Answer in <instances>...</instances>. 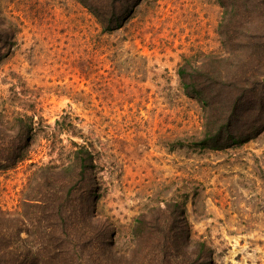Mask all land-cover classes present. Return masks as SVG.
Returning a JSON list of instances; mask_svg holds the SVG:
<instances>
[{
    "label": "rangeland",
    "instance_id": "374dc122",
    "mask_svg": "<svg viewBox=\"0 0 264 264\" xmlns=\"http://www.w3.org/2000/svg\"><path fill=\"white\" fill-rule=\"evenodd\" d=\"M17 44L0 63V112L34 115L30 160L0 170V207L17 209L37 163H66L71 141L93 153L97 216L127 249L133 219L185 198L194 239L214 264H264V130L222 149L179 146L202 131L183 92V57L222 50L217 0H140L102 31L77 0H10Z\"/></svg>",
    "mask_w": 264,
    "mask_h": 264
},
{
    "label": "trees",
    "instance_id": "16d2710c",
    "mask_svg": "<svg viewBox=\"0 0 264 264\" xmlns=\"http://www.w3.org/2000/svg\"><path fill=\"white\" fill-rule=\"evenodd\" d=\"M102 31L120 28L140 0H77ZM222 50L183 57V92L201 104L202 131L179 146L222 149L264 130V0H217ZM0 0V63L17 44L20 17ZM5 111V110H4ZM0 112V170L30 160L34 115ZM68 162L37 163L17 209L0 207V264H214L194 239L185 198L164 200L133 219L127 249L114 247L111 225L97 216L93 153L73 140Z\"/></svg>",
    "mask_w": 264,
    "mask_h": 264
}]
</instances>
